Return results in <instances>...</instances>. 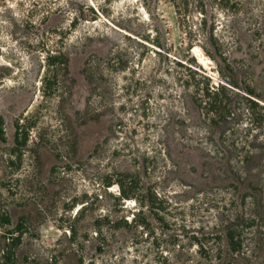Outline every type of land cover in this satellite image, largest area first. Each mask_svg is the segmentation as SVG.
<instances>
[{"label":"rangeland","instance_id":"1","mask_svg":"<svg viewBox=\"0 0 264 264\" xmlns=\"http://www.w3.org/2000/svg\"><path fill=\"white\" fill-rule=\"evenodd\" d=\"M247 97L264 0H0V264H264Z\"/></svg>","mask_w":264,"mask_h":264},{"label":"trees","instance_id":"2","mask_svg":"<svg viewBox=\"0 0 264 264\" xmlns=\"http://www.w3.org/2000/svg\"><path fill=\"white\" fill-rule=\"evenodd\" d=\"M194 72L197 73V74H199L202 79H210L205 74V72H202V71H199V70H195ZM86 73L88 74V77H89L90 76L89 75V70L87 68H86ZM201 82H204V81H202V80L199 79L196 82V85L198 86L197 88H199V89H200L199 86H200ZM230 83L235 86V83H233V82H230ZM203 84H205V83H203ZM208 85L209 84L206 82V87L203 88V89H201L204 92L203 94L206 95V96H208V97H212V96L219 97V95L221 93L220 91H222L225 88V86H226L222 82L219 83L218 86H214V85H211V86L209 85L208 86ZM211 87H212V89H211ZM248 90H249L250 93L253 92V91H251V89H248ZM247 100L249 101V103H251V105H253V106H247L246 105V109L250 113V115H254L255 114V112H256L255 106H259L262 109H264V106L260 105L254 99H251L250 97L249 98L247 97ZM221 103H222V100L216 98L214 101L208 102V104L210 105V107H212L211 109L210 108L209 109L215 112V110L217 111L218 108H220ZM0 129H2V120L1 119H0ZM229 142H230V144H232V146H234V144L236 143V141H234V140L229 141ZM85 209H86V204L83 203L77 209L76 214L79 213L81 215ZM118 222H119L118 220H109L108 218H104L102 220L96 221V228H97L96 233L98 235V238L104 240V242H105L106 239H108V236L105 235V232L107 231V227L110 228V229H116V225L118 224ZM229 238H230L232 244L236 242L235 241V236L233 234L230 233L229 234Z\"/></svg>","mask_w":264,"mask_h":264}]
</instances>
